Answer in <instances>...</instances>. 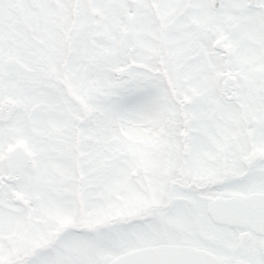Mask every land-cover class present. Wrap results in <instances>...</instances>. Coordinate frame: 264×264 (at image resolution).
I'll use <instances>...</instances> for the list:
<instances>
[{
	"label": "snow or ice",
	"instance_id": "obj_1",
	"mask_svg": "<svg viewBox=\"0 0 264 264\" xmlns=\"http://www.w3.org/2000/svg\"><path fill=\"white\" fill-rule=\"evenodd\" d=\"M0 264H264V0H0Z\"/></svg>",
	"mask_w": 264,
	"mask_h": 264
}]
</instances>
